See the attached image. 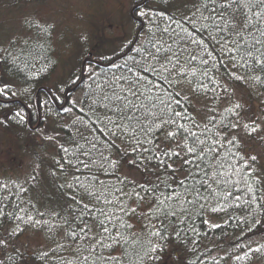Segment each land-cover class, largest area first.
Segmentation results:
<instances>
[{
	"label": "snow or ice",
	"instance_id": "snow-or-ice-1",
	"mask_svg": "<svg viewBox=\"0 0 264 264\" xmlns=\"http://www.w3.org/2000/svg\"><path fill=\"white\" fill-rule=\"evenodd\" d=\"M180 2L179 16L138 11L152 27L136 55L114 65L117 71L104 80L89 73L94 86L80 102L74 131L48 165L59 192L56 207L29 199L28 207L18 201L9 211L0 202V222H9L0 249L28 228L45 229L55 247L40 253L42 261L54 255L60 264H157L176 251L174 264H185L198 243L192 236H200L194 217L223 211L221 200L232 198L241 183L249 193L264 183L258 156L242 151L247 139L264 142V119L245 117L243 105L230 99L217 110L228 94L217 79L221 67L235 81L264 85V75L255 74H264V0ZM18 44L0 41V62L15 64ZM8 93L4 83L0 95ZM173 239L193 248L181 253Z\"/></svg>",
	"mask_w": 264,
	"mask_h": 264
},
{
	"label": "trees",
	"instance_id": "trees-1",
	"mask_svg": "<svg viewBox=\"0 0 264 264\" xmlns=\"http://www.w3.org/2000/svg\"><path fill=\"white\" fill-rule=\"evenodd\" d=\"M43 1L0 0V41H3L5 47L8 40L19 42L18 46L12 49L19 57L15 64L11 60L7 64L0 62V87H3L4 83L9 84L7 97L0 95V120L4 121L0 123V185L8 186L7 189H0V202L6 204L9 211L18 201L23 202L22 207H28L29 199L38 207L42 205L56 207L59 192L54 187L48 165L54 158H58L59 144L66 141L74 131L73 122L81 115L80 102L87 96L90 86H94L89 79V73H94V78L104 80L117 71L114 65H123L126 60L136 55L134 49L139 47V43L152 27L147 19L137 15L138 11L156 9L164 10L166 16H179V10L183 8L180 0H129L124 13L120 9L117 21L121 24L126 39L120 44L121 48L114 53L100 52V47L94 46L93 41L108 38L104 35L106 30L115 25H111L107 17V24L98 27L93 16L91 21L99 29L88 30L84 35L79 34L75 40L78 47L76 69L64 77L62 84L55 82L54 85L53 83L50 85L49 82L58 66L63 71L68 59L61 56V49H53L52 34L50 31H41L42 28H46L41 22H37L36 19L26 20L18 27L15 26L21 11H25L33 2ZM100 32L102 37L98 34ZM86 57H90V60L85 64L84 79L78 82L82 75L81 63ZM237 74L243 75V71ZM70 78L77 80L78 85L75 88L69 83ZM217 79L228 88V94L220 102L218 111H223L229 99L243 105L244 116L247 109H253L255 105L256 107L264 105V85L260 81H235L225 75L224 67L220 68ZM67 89L69 92L65 103ZM12 92L16 95H11ZM65 109L70 111L66 112ZM17 112L21 114L23 120L15 116ZM254 117L258 119L257 114ZM39 121L40 124L37 126ZM249 140L244 141L242 151L248 152L246 144H249ZM250 153L256 154L260 164L264 165V154ZM125 171L130 176L139 178L130 169ZM34 174L37 175L36 182L31 180ZM21 185L28 191L19 192L18 188ZM232 191L240 199L236 200L234 195L227 201L221 200L219 206L224 209L223 211L213 213L206 210L202 215L194 217V224L200 236H192L198 243L194 252L188 251L184 256L185 264H264V206H262L264 183L254 184L252 193L248 192L243 183ZM254 195L255 200L252 199ZM4 197H7V201H4ZM213 204L215 206V202ZM204 221L208 223L205 224ZM8 223L6 219L0 222V237L7 238L4 227ZM173 245L178 246L181 253L193 248L190 242L175 239ZM53 247L55 244L49 239L47 230L28 228L18 236L12 237L7 248L0 249V259H3L5 264H9L8 257L14 258L13 264H60L54 255L47 261L38 259L41 252ZM249 248H259L261 251L249 252ZM245 253H248L245 259H236ZM21 254L23 259H20ZM176 259L177 252L172 251L170 257L162 255L161 261L157 264H174Z\"/></svg>",
	"mask_w": 264,
	"mask_h": 264
},
{
	"label": "rangeland",
	"instance_id": "rangeland-1",
	"mask_svg": "<svg viewBox=\"0 0 264 264\" xmlns=\"http://www.w3.org/2000/svg\"><path fill=\"white\" fill-rule=\"evenodd\" d=\"M128 3L129 0H44L43 2H33L27 6L28 8L25 11L19 13L15 26L18 27L26 20L35 21V19L45 25L44 27L51 26L48 31L52 34L53 49H61V56L67 58L68 61L63 71L58 66L49 83L50 85L52 83L54 85L55 82L62 84L64 77L72 74V70L76 69L75 58L78 47L75 40L78 39L77 36L79 34L84 35L88 30L97 31L99 29L91 21L93 16L96 18L95 23L98 27L101 24H107V17L111 25H115L106 30L104 35L108 38L93 41V45L99 46L102 53H114L121 48L120 44L125 41L126 37L123 35L121 24H118L117 21L120 9L124 13ZM130 30L129 34L131 35L132 29ZM98 34L101 37L103 36L101 32ZM64 100L66 103L67 96ZM255 114L258 115V120L264 119V115H262L264 114V105L260 107L255 105L253 109H247L245 117L254 116ZM261 135H264V133H261ZM246 146H248V152L264 154V142L259 139L256 141L250 139L249 144H246Z\"/></svg>",
	"mask_w": 264,
	"mask_h": 264
},
{
	"label": "bare ground",
	"instance_id": "bare-ground-1",
	"mask_svg": "<svg viewBox=\"0 0 264 264\" xmlns=\"http://www.w3.org/2000/svg\"><path fill=\"white\" fill-rule=\"evenodd\" d=\"M39 124H40V121L37 123V126H39Z\"/></svg>",
	"mask_w": 264,
	"mask_h": 264
},
{
	"label": "water",
	"instance_id": "water-1",
	"mask_svg": "<svg viewBox=\"0 0 264 264\" xmlns=\"http://www.w3.org/2000/svg\"><path fill=\"white\" fill-rule=\"evenodd\" d=\"M135 8V7H134ZM87 59L84 60V62H86Z\"/></svg>",
	"mask_w": 264,
	"mask_h": 264
}]
</instances>
